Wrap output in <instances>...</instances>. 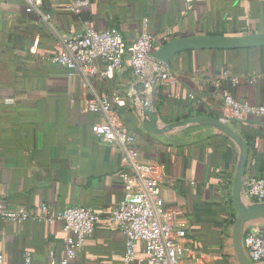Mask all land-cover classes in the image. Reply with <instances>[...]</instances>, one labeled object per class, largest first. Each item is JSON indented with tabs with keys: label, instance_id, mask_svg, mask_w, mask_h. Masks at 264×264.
Segmentation results:
<instances>
[{
	"label": "crops",
	"instance_id": "0c3cea01",
	"mask_svg": "<svg viewBox=\"0 0 264 264\" xmlns=\"http://www.w3.org/2000/svg\"><path fill=\"white\" fill-rule=\"evenodd\" d=\"M27 13L23 0H0V199L10 210L36 209L45 204L51 213L80 206L100 216L94 233L85 239L73 264L126 263L125 239L105 217L123 197L118 179L119 152L91 132L100 122L85 111L92 95L117 92L124 100L113 106L135 147L146 161L166 172L161 187L165 206L176 209L177 223L186 230V246L209 255L207 264H227L220 254L224 224L230 212V184L236 162L233 145L212 136L187 145L155 138L127 102L136 79L126 59L113 77L85 80L70 77L51 62L62 35L87 29L116 28L125 48L146 32L156 38L264 33V0H90L88 9L74 14L65 0H42ZM34 41L38 44L32 47ZM150 65L143 79L151 81ZM224 71L240 79L231 88L238 101L264 103V48L234 51H189L171 61L170 79L160 80L157 108L167 121L200 115H222L220 82ZM251 81V82H250ZM248 143L245 177L264 178V116H247L231 124ZM60 222L28 220L23 224L0 220V252L10 264L58 262L63 257ZM137 257L144 253L136 245ZM183 264H188L184 258Z\"/></svg>",
	"mask_w": 264,
	"mask_h": 264
},
{
	"label": "built area",
	"instance_id": "2783aa9c",
	"mask_svg": "<svg viewBox=\"0 0 264 264\" xmlns=\"http://www.w3.org/2000/svg\"><path fill=\"white\" fill-rule=\"evenodd\" d=\"M25 11L30 13L42 5V0H23ZM90 0H65V8L81 14L88 9ZM161 45L168 42L161 37ZM156 38L142 32L134 43L125 48L120 32L110 27L102 31L87 29L74 35H62L59 49L51 62L67 70V74L85 80L113 77L123 68L127 59L131 74L143 79L147 69L161 70V80L170 79L167 69L153 62L150 54L156 49ZM38 42L34 41L35 48ZM146 80V79H145ZM149 81V80H147ZM150 82V81H149ZM226 88L221 93V122L231 125L247 116H264V103L254 105L249 101H238L231 93L240 79L224 71L221 81ZM251 82V81H250ZM124 100L117 92L106 96L92 95L85 100V111L100 114L102 120L91 126L93 136L119 152L120 171L118 179L123 186L122 199L105 217L112 229L119 231L125 239L126 263L135 261L148 264H207L209 255L186 246L187 233L177 221L176 209L165 206L161 187L166 182V172L157 162L146 161L136 149V138L128 131L113 106L121 107ZM243 194L250 202H264V178L248 176L243 181ZM0 220L23 224L28 220L60 222L64 232L63 257L48 264H73L86 238L90 237L100 216L88 207L73 206L51 213L47 205H40L35 213L28 210H10L0 199ZM136 245L142 247L143 257H137ZM243 246L251 264H264V226H250L243 237ZM0 264H10L0 252ZM24 264H30L25 258Z\"/></svg>",
	"mask_w": 264,
	"mask_h": 264
},
{
	"label": "water",
	"instance_id": "95a60500",
	"mask_svg": "<svg viewBox=\"0 0 264 264\" xmlns=\"http://www.w3.org/2000/svg\"><path fill=\"white\" fill-rule=\"evenodd\" d=\"M264 48V33L241 36L203 35L172 39L155 49L150 57L160 67L171 71V61L189 51H234ZM161 80V70L153 72L151 81L134 80L126 99L147 134L171 144L187 145L212 136L228 140L236 151V162L230 184L232 218L222 229L221 256L227 264H251L243 246V237L250 226H264V202H250L243 194V181L249 158L245 138L234 127L210 116H192L165 121L157 108L155 92Z\"/></svg>",
	"mask_w": 264,
	"mask_h": 264
},
{
	"label": "trees",
	"instance_id": "16d2710c",
	"mask_svg": "<svg viewBox=\"0 0 264 264\" xmlns=\"http://www.w3.org/2000/svg\"><path fill=\"white\" fill-rule=\"evenodd\" d=\"M186 117H188V115H185V116H183V118H186ZM242 135V134H241ZM243 136V135H242Z\"/></svg>",
	"mask_w": 264,
	"mask_h": 264
}]
</instances>
